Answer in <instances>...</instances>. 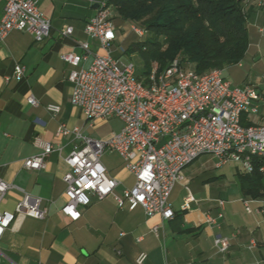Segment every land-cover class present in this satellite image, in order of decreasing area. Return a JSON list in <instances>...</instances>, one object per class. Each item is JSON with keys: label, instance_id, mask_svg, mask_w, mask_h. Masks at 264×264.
I'll return each instance as SVG.
<instances>
[{"label": "crops", "instance_id": "0c3cea01", "mask_svg": "<svg viewBox=\"0 0 264 264\" xmlns=\"http://www.w3.org/2000/svg\"><path fill=\"white\" fill-rule=\"evenodd\" d=\"M33 1L51 20L50 37L38 42L30 33L14 30L0 44V178L13 185L0 212L14 213L28 193L42 198L49 214L45 219L21 217L6 231L0 241V264H138L143 253L147 255L143 264H264V188L258 197L245 194L241 186L245 174L239 165L220 164L214 156H201L185 168L183 180L170 198L176 212L172 220L150 217L141 207L120 209L113 196L102 200L92 196L91 205L81 209L78 221L62 213L68 201L64 176L70 167L66 159L82 141L72 134L57 137L58 129L62 125L70 130L79 128L84 137L98 140L116 133L107 137L95 133L110 119L92 125L72 103L73 86L68 80L73 70L89 68L95 54L107 51L86 32L88 22L97 14L98 0ZM245 6L250 45L241 63L224 70V77L234 86L251 84L259 89V112L242 116L244 126H258L264 122V0H246ZM3 8L0 2V21ZM113 13L115 19V10ZM118 22L114 23L118 32L123 31L111 47L115 59L118 42L127 43V49L136 41L125 31L132 25ZM68 28L73 34L65 36ZM83 43L90 45L93 54L79 66L62 59L66 54L82 55ZM17 65L26 68L25 77L8 81ZM30 96L38 101L37 107L28 102ZM50 105L59 106L60 112H50ZM36 138L59 149L38 171L24 165L27 158L41 153L34 144ZM102 162L108 175L119 182L117 195L134 187L135 177L119 153L107 151ZM231 168L240 176L236 194L216 185ZM216 169L225 172L219 176ZM189 194L195 201L190 210L183 211ZM245 201H250L251 212ZM217 237L230 241L227 253L216 248Z\"/></svg>", "mask_w": 264, "mask_h": 264}, {"label": "built area", "instance_id": "2783aa9c", "mask_svg": "<svg viewBox=\"0 0 264 264\" xmlns=\"http://www.w3.org/2000/svg\"><path fill=\"white\" fill-rule=\"evenodd\" d=\"M112 1L98 0L97 14L86 27L87 34L98 39L107 53L95 54L89 68L73 70L68 80L73 86L72 103L82 109L92 125L118 118L124 126L103 140L84 137L79 128L70 130L62 125L58 129L57 137L72 134L82 141L66 159L70 167L64 176L68 201L62 213L75 222L82 217L81 209L91 205L92 196L100 200L113 196L120 209L133 211L141 207L150 217L160 215L164 220H172L176 216L170 203L172 192L183 180L185 168L199 157L212 155L220 164L235 162L245 175L255 172L254 159H264V122L244 126L242 116L259 112L262 94L255 85L234 86L224 77L223 70L199 74L185 68L180 58L162 71L155 66L139 78L133 63L115 59L111 54L112 44L118 38ZM0 2L4 3L0 44L14 30L28 32L38 42L50 37L51 20L37 2ZM133 29L139 36L145 34L135 26ZM72 34V28L64 31L65 36ZM81 46L82 55L66 54L62 59L79 66L93 54L88 43ZM25 73L26 68L17 65L7 80L21 81ZM28 102L39 105L33 96ZM47 109L55 114L60 112L55 105ZM34 144L41 153L27 158L24 165L38 171L46 167V158L59 149L42 138H36ZM107 151L119 153L135 177L134 187L122 195L115 193L119 182L108 175L102 162ZM260 171L264 172V166ZM12 187L0 178V204ZM194 201L189 194L182 210H190ZM245 206L251 212L250 201H245ZM48 214L49 208L42 198L26 193L14 213L0 212V241L19 218L45 219ZM215 246L225 254L231 243L217 237ZM146 258V254H141L137 263L143 264Z\"/></svg>", "mask_w": 264, "mask_h": 264}, {"label": "trees", "instance_id": "16d2710c", "mask_svg": "<svg viewBox=\"0 0 264 264\" xmlns=\"http://www.w3.org/2000/svg\"><path fill=\"white\" fill-rule=\"evenodd\" d=\"M246 0H113L115 19L140 25L145 31L125 49L139 53L148 75L180 58L183 67L199 74L225 70L244 59L249 45ZM113 19V20H115ZM138 28V27H137ZM256 170L241 179L245 194L260 196L263 190V158H255Z\"/></svg>", "mask_w": 264, "mask_h": 264}, {"label": "rangeland", "instance_id": "374dc122", "mask_svg": "<svg viewBox=\"0 0 264 264\" xmlns=\"http://www.w3.org/2000/svg\"><path fill=\"white\" fill-rule=\"evenodd\" d=\"M118 21H120V19H115L114 23H119ZM138 27V29L142 28L140 25L136 26ZM120 32H118V34H122V29L119 30ZM125 31H128V35L131 36V38H135L136 41H141L140 37L138 36V34L134 31L133 26L129 27L128 29H125ZM120 36V35H119ZM122 42V41H120ZM118 42V45H115V52L113 53L114 56H116L117 59H126L128 61H130L131 63H133L135 65L136 68V73L137 75H142L145 72V64H144V59L141 57V55L139 53H134V54H126L124 53L125 49H126V44H122ZM154 66H157L156 64H154ZM142 78V77H141ZM91 123V122H90ZM92 124V123H91ZM123 123L121 120L119 119H110V121L105 124L104 126H101L97 131H95V133H97V135H99L100 137H107L110 134H112L113 132H120L121 129L123 128ZM205 156V155H203ZM212 156V155H210ZM225 169H216L215 173L216 174H220L222 171H224ZM231 172L228 173H224V175L222 177H219L216 180V185L217 186H221L223 187V191H228L230 192V194L233 193H239L240 192V176L236 173L235 168H231ZM220 176V175H219Z\"/></svg>", "mask_w": 264, "mask_h": 264}, {"label": "water", "instance_id": "95a60500", "mask_svg": "<svg viewBox=\"0 0 264 264\" xmlns=\"http://www.w3.org/2000/svg\"><path fill=\"white\" fill-rule=\"evenodd\" d=\"M95 7L98 8V4H96Z\"/></svg>", "mask_w": 264, "mask_h": 264}]
</instances>
